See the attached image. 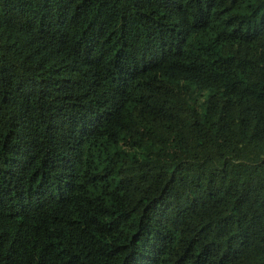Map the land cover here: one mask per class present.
Instances as JSON below:
<instances>
[{"label": "trees", "instance_id": "16d2710c", "mask_svg": "<svg viewBox=\"0 0 264 264\" xmlns=\"http://www.w3.org/2000/svg\"><path fill=\"white\" fill-rule=\"evenodd\" d=\"M0 264H264V0H0Z\"/></svg>", "mask_w": 264, "mask_h": 264}, {"label": "rangeland", "instance_id": "374dc122", "mask_svg": "<svg viewBox=\"0 0 264 264\" xmlns=\"http://www.w3.org/2000/svg\"><path fill=\"white\" fill-rule=\"evenodd\" d=\"M171 111H173V114H177V120L178 121H183V126H182V130L184 131V134L186 135L187 139H188V142L191 143V145H194L195 148L197 147L194 143V131H193V128H190L189 126V123H192L191 119L189 118L187 112L185 111V109L179 107V106H176V107H173L171 109ZM174 114V115H175ZM158 115V114H157ZM164 117H157L155 122H154V128L156 131H160L162 129L161 126H163L164 123ZM170 122L173 124L175 121L173 119H169Z\"/></svg>", "mask_w": 264, "mask_h": 264}]
</instances>
